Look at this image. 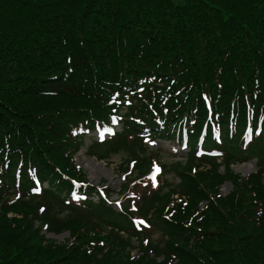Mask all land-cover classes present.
<instances>
[{"label": "trees", "instance_id": "obj_1", "mask_svg": "<svg viewBox=\"0 0 264 264\" xmlns=\"http://www.w3.org/2000/svg\"><path fill=\"white\" fill-rule=\"evenodd\" d=\"M169 70L177 76V87L187 86L189 97L197 98L200 115L204 114L201 87L213 97L215 107L225 112L221 124L225 136L232 106L238 111L237 127H243L244 96H249L255 112L264 106V0H0V164L4 155L9 159L5 186L7 191L13 189L21 153L27 162L36 155L38 176L51 178L47 191L27 197L30 183L21 172V196L15 203L20 218L6 216L0 192V264H157L161 257V264H166L169 253L175 256L173 264L253 260L247 245H237L236 231L214 250L205 238L168 231L159 218L153 222L159 240L148 237L146 242L152 258L145 252L132 259L129 254L136 243L140 249L144 235L126 232L131 228L126 216L100 200L89 201L81 210L62 205L61 195L69 186L60 183L61 174L75 176L71 158L64 157L61 149L69 127L67 116L75 114L91 124V119L104 118L101 108L112 90L131 78L135 84L151 72L165 77ZM126 113L147 120L152 116L141 100ZM130 134L124 128L109 142L92 143L85 153L106 161L122 152L126 165L132 160L142 168L147 157L139 142L129 140ZM52 141L57 149L47 145ZM236 143V138L225 140L227 157L204 158L197 167L221 169L223 181L229 180L225 169L234 162L254 158L258 176H264V150L242 155ZM81 145L78 139L77 147ZM196 193L200 191L194 185L181 192L190 199H196ZM41 206L48 234L88 226L119 243V249L98 247L89 254L54 246L29 218ZM258 264L264 259L259 258Z\"/></svg>", "mask_w": 264, "mask_h": 264}, {"label": "rangeland", "instance_id": "obj_2", "mask_svg": "<svg viewBox=\"0 0 264 264\" xmlns=\"http://www.w3.org/2000/svg\"><path fill=\"white\" fill-rule=\"evenodd\" d=\"M203 121L199 120L196 130ZM39 131L35 130V133ZM159 147L160 160L152 155L142 168L127 167L123 174L125 158L122 152L113 154L106 161H96L80 151L74 156V163L80 167L88 182L113 191L111 198L114 200L121 194L122 188H127L134 198L121 202L124 209L134 213L135 208L141 207L144 212H150L146 216L151 221H155L156 216H164L173 225L197 229L213 243L214 250L220 249L219 242L236 231L237 245H247L250 255L254 254L249 264H258L259 258L264 259V176H258L255 161L225 169L229 180L225 178L222 181L221 169L218 172L196 170L194 164L186 162V154H178L179 158L175 159L169 144L160 142ZM175 149L178 146L175 145ZM238 184L240 186L236 189ZM193 185L200 190L196 193L200 201L176 195ZM16 214L17 207L10 205L7 215ZM72 239L78 242L83 252L92 246H100L106 251H116L120 246L90 229L63 230L56 235L45 236V241L58 247L66 246Z\"/></svg>", "mask_w": 264, "mask_h": 264}, {"label": "snow or ice", "instance_id": "obj_3", "mask_svg": "<svg viewBox=\"0 0 264 264\" xmlns=\"http://www.w3.org/2000/svg\"><path fill=\"white\" fill-rule=\"evenodd\" d=\"M140 223H144L143 221H140Z\"/></svg>", "mask_w": 264, "mask_h": 264}]
</instances>
